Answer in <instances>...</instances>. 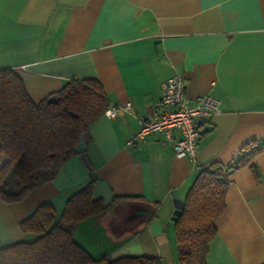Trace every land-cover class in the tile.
I'll return each instance as SVG.
<instances>
[{
    "label": "crops",
    "instance_id": "crops-1",
    "mask_svg": "<svg viewBox=\"0 0 264 264\" xmlns=\"http://www.w3.org/2000/svg\"><path fill=\"white\" fill-rule=\"evenodd\" d=\"M0 68H12L34 101L70 79L100 82L113 118L87 126L86 150L20 200L0 197V247L32 240L21 222L42 203L56 218L91 180L107 209L81 220L73 239L93 258L158 257L178 264L174 197L197 173L226 166L252 141L264 142V0H0ZM181 76L190 98L210 94L220 110L197 118L196 158L175 155L160 132L128 148L142 118L154 116L160 83ZM6 157L0 154V167ZM259 173L254 178L249 164ZM227 173L225 207L206 264L264 262V150Z\"/></svg>",
    "mask_w": 264,
    "mask_h": 264
},
{
    "label": "trees",
    "instance_id": "trees-1",
    "mask_svg": "<svg viewBox=\"0 0 264 264\" xmlns=\"http://www.w3.org/2000/svg\"><path fill=\"white\" fill-rule=\"evenodd\" d=\"M109 104L100 82L93 78H72L34 102L18 74L12 68H0V154L6 157L0 167V197L6 202L20 200L53 179L75 154L80 131L85 134ZM263 150L264 142L252 141L226 166L213 164L197 173L174 221L178 264H206L208 242L225 207L227 173L248 165ZM249 168L259 181L256 166L251 163ZM92 183L70 196L57 218L51 203L37 206L20 224L23 232L35 238L0 247V264H163L161 258L145 255L93 258L73 239L81 220L107 209L100 198L93 197Z\"/></svg>",
    "mask_w": 264,
    "mask_h": 264
},
{
    "label": "built area",
    "instance_id": "built-area-1",
    "mask_svg": "<svg viewBox=\"0 0 264 264\" xmlns=\"http://www.w3.org/2000/svg\"><path fill=\"white\" fill-rule=\"evenodd\" d=\"M219 105L220 101L210 94L190 98L184 79L175 74L160 83V97L154 116L142 118L138 130L126 140L125 145L135 148L144 142L148 134L160 132L166 141L171 142L176 156L193 161L201 136L196 119L217 113ZM119 110V106H109L103 115L113 118Z\"/></svg>",
    "mask_w": 264,
    "mask_h": 264
},
{
    "label": "water",
    "instance_id": "water-1",
    "mask_svg": "<svg viewBox=\"0 0 264 264\" xmlns=\"http://www.w3.org/2000/svg\"><path fill=\"white\" fill-rule=\"evenodd\" d=\"M85 150H86L85 134H84V130H81L80 134H79V140H78L77 144L74 147V153L75 154L76 153H81V152H83ZM172 202H173L174 210L172 212L171 218H172L173 221H175L176 218L178 217L182 207H183V200L174 197L172 199Z\"/></svg>",
    "mask_w": 264,
    "mask_h": 264
},
{
    "label": "rangeland",
    "instance_id": "rangeland-1",
    "mask_svg": "<svg viewBox=\"0 0 264 264\" xmlns=\"http://www.w3.org/2000/svg\"><path fill=\"white\" fill-rule=\"evenodd\" d=\"M173 224H174V222H173Z\"/></svg>",
    "mask_w": 264,
    "mask_h": 264
}]
</instances>
